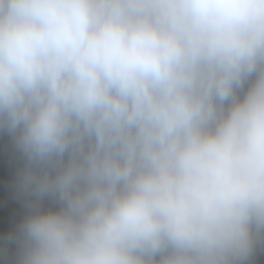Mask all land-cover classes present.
Returning <instances> with one entry per match:
<instances>
[{
	"label": "clouds",
	"instance_id": "9594fccd",
	"mask_svg": "<svg viewBox=\"0 0 264 264\" xmlns=\"http://www.w3.org/2000/svg\"><path fill=\"white\" fill-rule=\"evenodd\" d=\"M0 264H264V0H0Z\"/></svg>",
	"mask_w": 264,
	"mask_h": 264
},
{
	"label": "trees",
	"instance_id": "16d2710c",
	"mask_svg": "<svg viewBox=\"0 0 264 264\" xmlns=\"http://www.w3.org/2000/svg\"><path fill=\"white\" fill-rule=\"evenodd\" d=\"M21 214H22V210H21Z\"/></svg>",
	"mask_w": 264,
	"mask_h": 264
}]
</instances>
